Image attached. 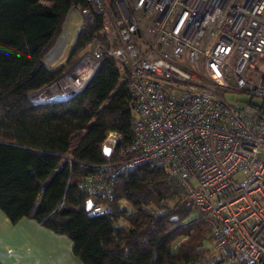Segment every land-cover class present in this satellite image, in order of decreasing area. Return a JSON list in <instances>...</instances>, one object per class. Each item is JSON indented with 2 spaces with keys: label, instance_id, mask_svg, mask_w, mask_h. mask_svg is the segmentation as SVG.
I'll list each match as a JSON object with an SVG mask.
<instances>
[{
  "label": "built area",
  "instance_id": "obj_1",
  "mask_svg": "<svg viewBox=\"0 0 264 264\" xmlns=\"http://www.w3.org/2000/svg\"><path fill=\"white\" fill-rule=\"evenodd\" d=\"M87 4L77 33L102 19L91 77L114 59L135 117L128 159L78 183L104 200L90 215L110 212L118 174L164 167L211 231L198 264H264V0H117L118 15L107 0ZM236 92L250 102L225 98Z\"/></svg>",
  "mask_w": 264,
  "mask_h": 264
},
{
  "label": "trees",
  "instance_id": "obj_2",
  "mask_svg": "<svg viewBox=\"0 0 264 264\" xmlns=\"http://www.w3.org/2000/svg\"><path fill=\"white\" fill-rule=\"evenodd\" d=\"M115 14L114 0H107ZM87 0H0V210L17 223L33 219L67 235L84 264H198L211 231L180 182L164 167L141 165L115 177L109 213L91 216L78 188L97 166L118 164L133 140L129 73L104 56L84 88L66 101L30 95L53 84L64 66L45 61L71 10ZM82 28L70 59L99 38V23ZM110 133L119 138L104 153Z\"/></svg>",
  "mask_w": 264,
  "mask_h": 264
},
{
  "label": "crops",
  "instance_id": "obj_3",
  "mask_svg": "<svg viewBox=\"0 0 264 264\" xmlns=\"http://www.w3.org/2000/svg\"><path fill=\"white\" fill-rule=\"evenodd\" d=\"M74 10L77 11L80 17L79 10ZM77 30L75 34L73 31L71 32V29L67 33L63 32L61 39L65 37V42L64 46L59 49L58 54L60 56L65 49V51H68L70 54V50L77 36ZM56 48L52 51L50 56L53 57L55 54L56 58L53 60L57 59ZM56 65L60 66L62 64ZM0 264L84 263L74 255L73 243L67 235L56 233L29 218H24L17 223H12L0 210Z\"/></svg>",
  "mask_w": 264,
  "mask_h": 264
},
{
  "label": "rangeland",
  "instance_id": "obj_4",
  "mask_svg": "<svg viewBox=\"0 0 264 264\" xmlns=\"http://www.w3.org/2000/svg\"><path fill=\"white\" fill-rule=\"evenodd\" d=\"M114 4H116V6H117V0H114ZM80 20H81V16L80 17L78 16L77 11L71 10V12L69 13L68 18H67V22H66V25H65L64 33H67L71 29V32L73 31L74 34H75V31L81 25ZM64 42H65V37H63L61 39L60 43L58 44V46L56 48L57 49V51H56V54H57V59L56 60H57V62H56V60H53L54 58H56L55 54L53 55V57H50L51 56V54H50V56L45 61L46 65L49 68H52V67L56 68L58 66L56 64H62L64 66V73L59 77L58 80L70 75L75 70L79 69L86 61H88V60H86V58H88L89 54H92V49H93L92 45H90L88 48L79 51L77 54H75V56H73L70 59L69 58L70 54H69L68 51H65L66 49L63 50V52L61 51L63 53V54L61 53V56L58 54L59 49H61L64 46ZM86 69H89V61H88V65L86 66ZM51 85H49V86H51ZM83 88H84V86H83ZM36 93H33L32 95H30L31 100L34 101V102H38V98H36L34 96V94H36ZM225 98H227L228 100H231L233 102L236 101L237 99H239L240 103H242V104L250 102V96H248V95H246L244 93H241V92L228 93V94L225 95ZM255 103H259V101L256 99ZM111 152L112 151L110 150V153Z\"/></svg>",
  "mask_w": 264,
  "mask_h": 264
},
{
  "label": "bare ground",
  "instance_id": "obj_5",
  "mask_svg": "<svg viewBox=\"0 0 264 264\" xmlns=\"http://www.w3.org/2000/svg\"><path fill=\"white\" fill-rule=\"evenodd\" d=\"M86 60L89 61V69H86L88 65V61H86L79 69L58 80L48 88L37 92L34 96L43 100H59L77 92L92 74L94 60L90 57L86 58Z\"/></svg>",
  "mask_w": 264,
  "mask_h": 264
},
{
  "label": "water",
  "instance_id": "obj_6",
  "mask_svg": "<svg viewBox=\"0 0 264 264\" xmlns=\"http://www.w3.org/2000/svg\"><path fill=\"white\" fill-rule=\"evenodd\" d=\"M57 81H58V80H57ZM57 81H56V82H57ZM53 84H54V83H53ZM48 87H49V86H48ZM48 87H46V88H48ZM46 88H44V89H46ZM44 89H42V90H44ZM82 89H83V88H81L80 90H78V91L75 92L74 94H71L70 96L64 97V98L59 99V100H43V99H38V102H37V103L53 102V101H66V100L72 98V97H73L74 95H76L77 93H79ZM42 90H40V91H42ZM40 91H38V92H40ZM34 95H35V94H34ZM104 153H105L106 155H109V154H110V148L107 147V146H104ZM92 207H93V202H92V200H88V201H87V204H86V210H87V211H90Z\"/></svg>",
  "mask_w": 264,
  "mask_h": 264
}]
</instances>
